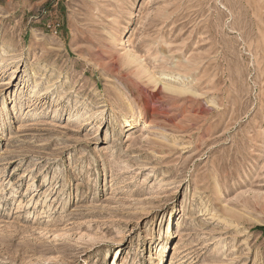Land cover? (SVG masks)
<instances>
[{
	"label": "rangeland",
	"instance_id": "1",
	"mask_svg": "<svg viewBox=\"0 0 264 264\" xmlns=\"http://www.w3.org/2000/svg\"><path fill=\"white\" fill-rule=\"evenodd\" d=\"M263 228L264 0H0V264H264Z\"/></svg>",
	"mask_w": 264,
	"mask_h": 264
},
{
	"label": "bare ground",
	"instance_id": "2",
	"mask_svg": "<svg viewBox=\"0 0 264 264\" xmlns=\"http://www.w3.org/2000/svg\"><path fill=\"white\" fill-rule=\"evenodd\" d=\"M119 44H120V43H119ZM119 44H118V45H119ZM141 120H142V119H141ZM130 122H131V120H127V121H126V123H127L128 126L130 125ZM170 229H171V228H170ZM170 229H169V230H170ZM167 235H168V234H167Z\"/></svg>",
	"mask_w": 264,
	"mask_h": 264
},
{
	"label": "trees",
	"instance_id": "3",
	"mask_svg": "<svg viewBox=\"0 0 264 264\" xmlns=\"http://www.w3.org/2000/svg\"><path fill=\"white\" fill-rule=\"evenodd\" d=\"M264 229V228H263Z\"/></svg>",
	"mask_w": 264,
	"mask_h": 264
}]
</instances>
